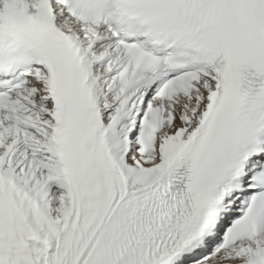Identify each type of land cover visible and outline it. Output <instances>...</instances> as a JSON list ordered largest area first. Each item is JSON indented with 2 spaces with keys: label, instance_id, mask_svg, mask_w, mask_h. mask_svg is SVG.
I'll return each instance as SVG.
<instances>
[{
  "label": "snow or ice",
  "instance_id": "1",
  "mask_svg": "<svg viewBox=\"0 0 264 264\" xmlns=\"http://www.w3.org/2000/svg\"><path fill=\"white\" fill-rule=\"evenodd\" d=\"M0 264H264V0H0Z\"/></svg>",
  "mask_w": 264,
  "mask_h": 264
}]
</instances>
